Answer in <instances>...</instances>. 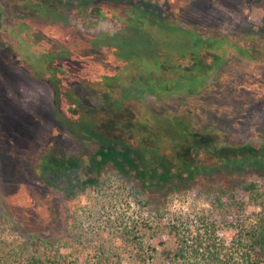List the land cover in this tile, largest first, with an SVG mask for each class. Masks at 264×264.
<instances>
[{
  "label": "rangeland",
  "instance_id": "rangeland-1",
  "mask_svg": "<svg viewBox=\"0 0 264 264\" xmlns=\"http://www.w3.org/2000/svg\"><path fill=\"white\" fill-rule=\"evenodd\" d=\"M44 1L53 10L74 12L93 4L122 5L101 7L119 22L93 20L86 31L118 34L124 42L119 47L129 49L140 39L130 27L148 30L165 38L147 49L165 61L185 46L188 29L209 36H264V0ZM28 10L26 0H0V254L25 245L63 256L67 264H183L177 255L183 239L192 243L197 234L211 232L219 244L230 246L247 243L250 228L264 226V175L252 170L223 185L198 179L155 204L136 172L123 176L111 164L98 172L101 145L119 146L75 132L57 117L54 89L24 67L26 46L43 36L44 24L33 21L50 20V9L35 11V18ZM49 29L56 33L58 28ZM73 29L67 24L60 29L59 41ZM199 82L191 84L197 93L182 98L181 107L179 98L144 101L162 120L191 110L197 129L220 131L219 148L247 147L248 155H258L264 146V57L241 54ZM135 108L134 116L141 119ZM147 122L155 128L153 116ZM210 156L201 159L210 161ZM45 158L71 161L75 168L68 178L42 175Z\"/></svg>",
  "mask_w": 264,
  "mask_h": 264
},
{
  "label": "trees",
  "instance_id": "trees-1",
  "mask_svg": "<svg viewBox=\"0 0 264 264\" xmlns=\"http://www.w3.org/2000/svg\"><path fill=\"white\" fill-rule=\"evenodd\" d=\"M26 1L32 18L36 17L35 11L50 9V20L33 21V24H44L40 26L43 36L41 42H29L26 46L24 67L54 89L55 112L61 121L75 132L119 146L116 150L113 146L101 145L96 154L98 172L109 164L123 176L136 172L138 184L149 189L147 195L150 202L154 201L151 204L164 203L170 194L198 179L223 185L230 179H244L251 170L250 173L264 175V146L258 155H248L247 147L224 144L219 148L220 131L197 129L191 110L181 117L162 120L144 101L147 97L162 102H170L172 98L180 101L195 95L196 87L191 88V84L207 81L225 61L239 59L241 54L264 57V36L255 32L243 38L209 36L194 28L188 29L184 31L185 46L165 61L148 53L152 43L160 44L165 39L148 30L130 27L131 34L140 39L129 49L119 47L124 42H120L118 34L86 31L93 20L119 22L117 16L102 13L101 7L118 10L122 5L93 4L74 12L60 7L53 10L44 0ZM139 7L147 13V9ZM68 19L73 22L66 23ZM66 24L74 29L60 42V35L56 33ZM49 28L58 29L55 33ZM29 37L27 31L25 38ZM136 104L141 119L134 116ZM182 104L183 100L180 107ZM152 116L155 128L147 122ZM206 155H211L210 161L201 159ZM40 166L42 175L68 178L75 163L45 158ZM247 236V243L240 240L228 246L219 244L211 232L197 234L192 243L181 240L177 255L183 264H264V226L250 228ZM64 259L25 245L0 254V264H67Z\"/></svg>",
  "mask_w": 264,
  "mask_h": 264
}]
</instances>
